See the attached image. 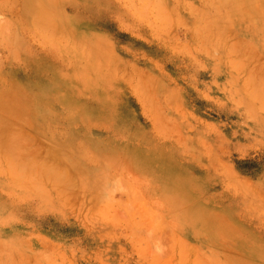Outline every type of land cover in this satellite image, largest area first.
I'll use <instances>...</instances> for the list:
<instances>
[{"label": "rangeland", "instance_id": "obj_1", "mask_svg": "<svg viewBox=\"0 0 264 264\" xmlns=\"http://www.w3.org/2000/svg\"><path fill=\"white\" fill-rule=\"evenodd\" d=\"M0 264H264V0H0Z\"/></svg>", "mask_w": 264, "mask_h": 264}]
</instances>
